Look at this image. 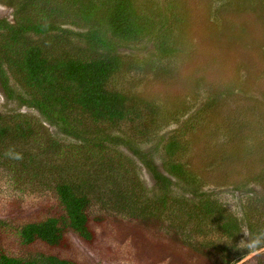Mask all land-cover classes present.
I'll use <instances>...</instances> for the list:
<instances>
[{
  "label": "trees",
  "instance_id": "1",
  "mask_svg": "<svg viewBox=\"0 0 264 264\" xmlns=\"http://www.w3.org/2000/svg\"><path fill=\"white\" fill-rule=\"evenodd\" d=\"M0 3L13 8L11 21L0 18V86L7 98L40 115L0 112V142L8 146L33 141L37 148L34 158L46 154L45 159L51 160L44 166L36 161L37 171L26 180L46 201L44 205L39 204L32 217L23 221L16 222L17 211L0 217V264H93L88 256L74 255V237L88 248L94 246L98 227L109 217L94 209L105 194H110L129 220L154 223L153 217L168 219L164 229L186 235L184 255L191 251L205 254L201 264H235L248 254L235 248L240 234L237 218L217 200L199 193L193 198L170 194L168 176L196 185L195 175L176 159L182 143L178 130L159 135L165 175L150 165L156 148L143 151L128 142L129 136L149 137L158 127L157 121L168 124V120L142 104L135 93L109 87L125 65L120 45L143 40L163 58L185 49L186 27L177 16L178 1L154 12L139 10L133 0ZM63 36L76 37L89 48L88 53L65 47ZM46 123L75 144L62 143ZM235 126V133L219 150L204 149L221 156L220 165L247 166L255 161L264 166V114L260 120L243 119ZM122 127L128 132L121 131ZM121 144L150 168L155 180L151 195L120 156ZM159 219L156 221L165 222ZM170 221L178 224L171 226ZM213 231L230 239L235 249H217L216 258H210V243L205 237ZM257 256H264V252ZM257 264H264V258Z\"/></svg>",
  "mask_w": 264,
  "mask_h": 264
},
{
  "label": "rangeland",
  "instance_id": "2",
  "mask_svg": "<svg viewBox=\"0 0 264 264\" xmlns=\"http://www.w3.org/2000/svg\"><path fill=\"white\" fill-rule=\"evenodd\" d=\"M133 1L139 10L150 12L166 9L165 4L178 1L180 15L177 16L186 27L187 45L179 54L166 58L157 56L151 43L143 40L118 47L125 65L111 79L109 87L135 93L142 104H148L168 120V124L157 121L158 127L147 138L129 136L128 143L143 151L156 148L150 165L167 175L159 135L177 129L182 143L176 159L195 175L196 185L190 186L168 176L170 194L188 198L197 193L209 195L237 218L239 231L264 235V166L255 161L254 165L247 166L230 162L220 165L221 156L204 149L208 146L219 150L235 133L237 122L257 121L264 114V0ZM12 15L13 8L0 3V18L11 21ZM61 41L65 47L82 54L89 51L76 37L63 36ZM11 111L40 117L36 110L7 98L0 86V112ZM47 127L62 143L75 144L55 127L49 124ZM124 130L128 132V128L122 127L121 131ZM34 144L30 141L7 146L0 142V217L17 211L16 222L26 220L39 209V204L42 207L46 202L36 195L33 184L26 181L32 171H37L36 161L43 166L44 162L51 161L49 157L45 159L46 154L34 158L37 149ZM9 149L28 156L19 161L11 159L5 155ZM118 152L129 162V168L135 171L145 192L151 195L155 180L150 168L125 144L118 146ZM101 198L95 202L94 209L107 214L108 220L98 227L99 238L92 248L74 237V255L88 256L93 264H171V261L201 264L205 254L191 251L184 255L182 246L186 235L182 231L178 234L174 229H164L168 219L153 217L154 223L135 222L119 212L120 207L110 194ZM168 224L175 226L178 222ZM205 227L208 232L212 231L210 226ZM242 236L240 233L235 242L236 249ZM205 239L210 243L207 247L210 258H216L217 249H235L231 240L219 233H209ZM179 253L181 258L176 257ZM260 258L264 256L248 253L235 264H257Z\"/></svg>",
  "mask_w": 264,
  "mask_h": 264
},
{
  "label": "clouds",
  "instance_id": "3",
  "mask_svg": "<svg viewBox=\"0 0 264 264\" xmlns=\"http://www.w3.org/2000/svg\"><path fill=\"white\" fill-rule=\"evenodd\" d=\"M5 155L17 161L23 159L22 153L16 152L13 149H9ZM239 233H243V236L236 244L238 245L237 249L243 250L244 253H252L255 255H259L261 251H264V235L259 233L253 235L250 231L243 230Z\"/></svg>",
  "mask_w": 264,
  "mask_h": 264
}]
</instances>
